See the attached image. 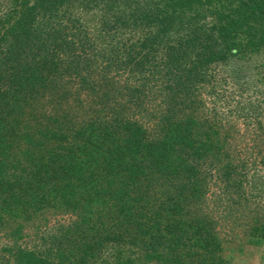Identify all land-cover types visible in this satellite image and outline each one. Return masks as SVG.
I'll return each mask as SVG.
<instances>
[{"label": "trees", "instance_id": "16d2710c", "mask_svg": "<svg viewBox=\"0 0 264 264\" xmlns=\"http://www.w3.org/2000/svg\"><path fill=\"white\" fill-rule=\"evenodd\" d=\"M200 108L263 124L264 0H0V264H225L251 204L264 237Z\"/></svg>", "mask_w": 264, "mask_h": 264}, {"label": "rangeland", "instance_id": "374dc122", "mask_svg": "<svg viewBox=\"0 0 264 264\" xmlns=\"http://www.w3.org/2000/svg\"><path fill=\"white\" fill-rule=\"evenodd\" d=\"M194 115L200 124L198 131H208L212 135L213 144L221 148L222 161L227 158L232 165L248 172L264 168V119L263 124H246L235 118L205 115L203 108L197 109ZM256 206L251 204L236 209L218 221L216 229L222 245L221 257L225 264H264V237L261 232L255 230L259 229L262 220L258 219L256 211L251 212L258 209ZM46 221L51 225L59 221V216L49 214ZM44 223L43 220L26 224L24 235L33 241L34 235Z\"/></svg>", "mask_w": 264, "mask_h": 264}]
</instances>
